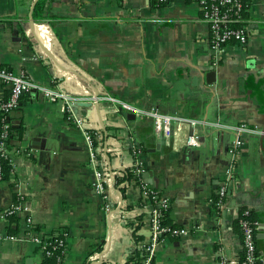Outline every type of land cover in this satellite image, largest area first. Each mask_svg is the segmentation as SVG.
Segmentation results:
<instances>
[{
	"label": "crops",
	"instance_id": "crops-1",
	"mask_svg": "<svg viewBox=\"0 0 264 264\" xmlns=\"http://www.w3.org/2000/svg\"><path fill=\"white\" fill-rule=\"evenodd\" d=\"M37 1L0 0V66L42 85L66 73L75 90L105 91L134 107L199 123L173 125L166 138L151 119L109 102L77 106L75 113L91 117L99 132L97 167L119 171L104 183V197L93 185L82 131L60 102L25 91L6 114L15 137L7 148L11 171L0 179V212L20 203L28 214L0 216V264H42L34 231L64 232L62 264H126L139 253L150 235L152 201L135 176L117 182L134 160L132 144L143 173H150L140 175L143 182L169 201V227L185 231L161 236L151 264H237L244 253L243 208L258 223L256 255L264 262V0H247L244 44L230 41L219 51L211 48L194 0H45L44 18L36 19ZM9 92L0 82V99ZM240 123L259 133L241 134L230 153L231 127ZM192 131L198 147L184 144ZM223 185L227 196L219 207Z\"/></svg>",
	"mask_w": 264,
	"mask_h": 264
},
{
	"label": "built area",
	"instance_id": "built-area-1",
	"mask_svg": "<svg viewBox=\"0 0 264 264\" xmlns=\"http://www.w3.org/2000/svg\"><path fill=\"white\" fill-rule=\"evenodd\" d=\"M162 4L169 2L170 0H158ZM201 12L202 19L205 20L210 29V43L211 48L215 51H219L222 46L230 41H235L240 44H244L246 41L244 23L246 21L243 10L246 8L242 7L241 0H194ZM243 9V10H242ZM40 54L45 56V53L41 50ZM55 74L53 76L52 84L42 85L33 82L27 78L22 73L14 72L6 67L0 66V82L4 85H8L10 92L7 98L0 99V109L4 111L5 115L8 114L12 109H14L17 104L19 97L27 90H37L43 98L50 102H60L61 111L66 115L68 119L73 121L75 126H77L83 133L86 145L90 154V161L94 167V187L95 190L105 197L104 193V183L110 182L116 175L119 174L117 170H107L106 168L97 167L96 157H97V144L91 136V131L94 132L96 138L99 132L93 128V121L91 117L83 118L75 113V108L77 106H83V104H89L88 108L95 107L99 105V102L106 101L114 105V110H119V108L128 110L137 116H144L152 120L153 129L156 134L162 135L166 138H170L174 132L172 126H176V130H179L183 126L194 127L198 125L199 121L193 118H187L179 115H167L160 113L155 109L143 110L134 107L126 102L109 95L105 91L87 93L86 91L75 90L72 86V82L75 81L72 77L67 76L66 73ZM119 106V108H118ZM96 122L97 119H96ZM217 125V124H216ZM4 130L6 131L9 127L8 123H5ZM235 130V140L230 148V153H233L240 144L239 136L243 133H259L256 127L248 126L245 123H240L234 127ZM95 130V131H94ZM4 137V135H3ZM184 144L189 147H198L201 142L198 134L195 131L188 133L184 139ZM105 150L107 148L105 147ZM132 153L134 160L132 161L130 168H133L134 176L136 180L139 181L140 187L142 188L143 195L150 198L152 201L151 210V223H150V235L147 243L144 245L143 251L144 256L140 264H151L156 247L160 242L161 236L166 233H171L174 235H180L185 233L184 230L180 228H170L161 223V216L168 207L169 201L166 198L157 196V194L148 189L146 184L141 178V174L144 171L142 162L139 159L140 150L135 144H132ZM8 156V150L5 142L0 140V170L1 162ZM232 171V161L227 171L228 176H231ZM219 200L216 205L222 207L224 202V197L227 195V188L225 185L221 186L219 189ZM110 206H106V210H109ZM20 212L22 214H28V208L25 205L13 204L11 207L0 212L1 217H7L8 215ZM240 219L239 225L242 230V247L244 250V259L242 264H264L258 259L256 255L255 248V230L258 223L253 220L251 221L249 217V210L243 208L239 211ZM26 216V215H25ZM24 216V217H25ZM29 216V215H27ZM25 221L31 227V218L26 217ZM35 235L31 237V240L35 242L41 249L43 255H49L52 253V249L60 248L64 251V232L57 233L59 237L53 238L52 235L39 234L34 231ZM10 237H13L10 235ZM53 246L51 247V245ZM51 247V249H50ZM99 257V253L96 252L90 256L92 261H96ZM236 261H226L223 260L222 264H234ZM56 264H62L58 261Z\"/></svg>",
	"mask_w": 264,
	"mask_h": 264
},
{
	"label": "trees",
	"instance_id": "trees-1",
	"mask_svg": "<svg viewBox=\"0 0 264 264\" xmlns=\"http://www.w3.org/2000/svg\"><path fill=\"white\" fill-rule=\"evenodd\" d=\"M242 1V7L243 8H247V0H241ZM154 2L158 5H161L162 3L159 2L158 0H154ZM44 6H45V0H38L34 6L33 9V16L36 19H40V18H44L45 15V11H44ZM243 10V9H242ZM245 9L243 10V14H245ZM40 17V18H39ZM7 123L6 122V115L4 113L3 110L0 109V140H3L8 148L9 142L12 138L15 137L14 132L15 129L11 128V126L9 125L8 129L5 131L4 130V124ZM4 135V137H3ZM91 136L94 140V143L97 144L98 140L94 134L93 131H91ZM11 171V166H10V159L7 156L5 159L2 160L1 162V170H0V179H5L7 178L9 172ZM133 168L127 169L126 172H124V175L122 178H118L117 182L120 180H127L128 178H131L132 176L134 177V172H133ZM13 214L8 215V218H11ZM251 221H253L254 219L252 218L251 213L249 212V217H248ZM161 223L165 226L169 227V222L167 220V216L165 214V212L162 214L161 216ZM237 223V221H236ZM239 224V223H238ZM240 227V225H239ZM170 228H172V226H170ZM52 237H59L57 233H52ZM53 246V244L51 245V247ZM50 247V249H51ZM144 248V247H143ZM143 248L138 252H135V254L133 255V257L129 260L126 261V264H140L142 257L144 256V251ZM141 252V253H140ZM63 254L64 252L60 249L57 248L56 249H52V253L49 255H44L43 258V262L42 264H56L58 261H61L62 263V259H63ZM244 259V253L241 255L240 259L238 260L237 264H242Z\"/></svg>",
	"mask_w": 264,
	"mask_h": 264
},
{
	"label": "water",
	"instance_id": "water-1",
	"mask_svg": "<svg viewBox=\"0 0 264 264\" xmlns=\"http://www.w3.org/2000/svg\"><path fill=\"white\" fill-rule=\"evenodd\" d=\"M39 44H40L41 47H43V49L47 53L51 54L50 49L48 47H46L44 44H42V42H40ZM207 76H208V79H207L208 80V83H213L214 82V77H215V71L214 70H211ZM83 106H87L88 107L89 104H83ZM96 108H97V106H96ZM101 127L103 128V125ZM147 176H150V173L149 172H144L143 173V177H147Z\"/></svg>",
	"mask_w": 264,
	"mask_h": 264
}]
</instances>
